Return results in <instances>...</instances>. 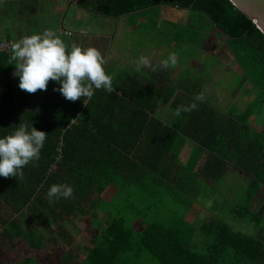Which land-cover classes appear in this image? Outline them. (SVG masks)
<instances>
[{
  "label": "trees",
  "instance_id": "16d2710c",
  "mask_svg": "<svg viewBox=\"0 0 264 264\" xmlns=\"http://www.w3.org/2000/svg\"><path fill=\"white\" fill-rule=\"evenodd\" d=\"M80 6L109 17L127 16L132 24L147 22L150 11L158 15L181 9L184 15L166 22L177 28L183 41L189 34L198 38L203 29H221L249 79L261 87L259 104L263 103L264 33L232 0H81ZM189 17L204 23L201 27L187 23ZM160 23L153 20L157 29ZM192 29L197 33H191ZM12 63L11 51L0 50V136L24 124L44 130L46 139L39 159L23 166L22 175L0 177V205L17 212L30 210L47 227L53 215L63 217L75 205L74 209L103 228L80 264H264V219L249 207L253 197L239 196L228 207L234 216L249 222L254 232L226 220L221 213L224 200L219 198L205 220L197 222L187 216L197 199L194 182L204 193L198 176L208 174L209 166L197 165L201 146L209 145L205 140L192 139L200 146L196 144L186 161L183 155V143L191 139L201 113L196 106L190 107L192 101L172 100L173 107L190 108L180 112L177 129H173L157 117L159 102L170 100L173 94L170 86H159L160 79L142 80L126 70L107 72L112 75V92L96 89L91 99L72 101L54 90L59 84L53 80L46 90H21ZM55 162L58 169L52 168ZM52 184L70 185L72 196L50 201L47 190ZM109 185L115 186V194L110 201L96 204L103 214L82 207ZM257 189L249 187L253 194ZM217 209L219 214L214 215ZM103 215L109 218L106 225ZM1 216L8 236L23 237L34 249L46 245L45 235L30 219L26 218L25 227L12 216ZM198 231L201 236L195 237ZM68 258L72 256L64 259ZM32 262L42 264L33 258L19 263Z\"/></svg>",
  "mask_w": 264,
  "mask_h": 264
},
{
  "label": "crops",
  "instance_id": "0c3cea01",
  "mask_svg": "<svg viewBox=\"0 0 264 264\" xmlns=\"http://www.w3.org/2000/svg\"><path fill=\"white\" fill-rule=\"evenodd\" d=\"M80 2V0H77V4L75 3V5L68 4L61 15H57V11L55 14L53 10H46L42 16L46 20H42V23H40L41 26H46V30H54V28L58 27L67 30L69 35H64L65 33L57 34L62 36L68 46L76 44L96 47L104 57V61L106 62L104 65H108V60L106 61L105 56L111 59L110 63L116 61L112 58L110 52H103L101 49L102 44L105 49H107L108 44V51L112 48L109 46V37H107V44L105 45L106 39L102 36L106 32L96 22L97 19H103L101 16L104 17L105 15L90 12L88 9L80 6ZM75 7L82 11L81 20L77 21L74 19L76 15L74 12ZM69 12H71L74 18H70ZM53 14L58 16L56 22L55 19L49 17V15ZM33 16L36 19L39 17L36 13H33ZM120 17H125L123 18L125 19V23L122 26L124 27L123 30H125L123 34L120 36L115 35L112 29L108 30H112V45L114 44V47H116L115 52L112 54L116 53L119 56L121 53L122 56H127L124 50L126 48H123L119 44V41L122 38L124 39L130 36V31H136L137 26L145 29L146 25L139 24V21L137 24H132L126 16ZM120 17L113 18L120 20ZM180 22L183 21L181 20ZM187 23H193V25L199 24V22H195L194 20L191 21L190 17ZM203 23L199 24V27ZM51 26L54 28H50ZM91 28L94 29L95 33L90 31ZM161 29L157 30L161 32ZM210 30L203 29V33L198 38L189 34L186 41L181 40L182 36L179 37L177 33L173 45H177L178 47L174 48L173 45L167 47L165 40L163 41L164 43L158 41L157 44L148 45L150 40H148V36L152 33L146 29L145 35L143 37L140 36V41L141 38L144 39L141 41V45L144 47L138 49V51L144 53L140 56H145L150 60L149 64L139 71L137 69L130 71L122 65L116 64L118 68L113 67V69L111 68L107 72L116 73L119 70H126L133 75L139 76L142 80L157 78L161 80L158 83L159 86L163 84L170 86L173 94L170 100L166 101L162 99L159 102L157 117L164 124L174 126L173 129H177L176 125L180 121V116L176 114L178 107H173L172 100L175 98L185 100L187 98L192 101V104H195L196 109L201 113L197 120L194 121V130L192 131V135H190L191 139L183 143L185 161L191 151L195 149L196 144L200 146V142L197 143L194 140H205L209 144L208 146H201L202 151L197 162L199 168L209 163L206 169L208 174H199V182H197L198 184L202 183L200 187H203L205 192L201 193L197 184L194 182L195 189L193 192L194 196H197L194 203L201 204L200 201H202L206 205L213 198L211 203L213 205L218 198L221 201L224 200V202L232 203L236 202L235 199L239 196L248 200L253 197L251 202L260 211L254 212H257L264 219V101L261 105L259 104L262 89L259 85L253 84L249 79L244 68L229 46L227 35L217 27H213ZM35 32H42V30ZM35 32L19 34L18 37L30 35ZM5 35L1 36L0 40L8 37V32H5ZM91 35L94 38L90 37ZM134 36L137 35L134 34ZM10 37L12 41L17 39L16 37L12 38L13 36L11 35ZM128 38L131 39V37ZM223 38L227 48H223L224 43L221 40ZM89 40H91V43ZM168 43L172 44V41ZM187 46V50L192 46L194 53L199 51L200 56L202 53L203 56L211 60L209 59L210 61L206 62V59H203L201 56L198 59L188 61L189 55L184 53ZM127 50L135 53L137 47L129 46ZM156 52L160 53V55ZM155 53L160 60L166 59L170 53H175L176 60L181 59V56H185L183 66L178 65V67H181V70L176 69V71L171 72L174 68L170 64L172 69H169V72H167L165 66L161 62L156 61L157 57H154ZM186 66L190 67L188 72L185 71ZM233 73L237 75L235 77L233 76L234 78H228ZM169 74L170 78L172 77L171 79H168ZM183 94H186V96H182ZM248 111H250L249 114ZM196 124L199 125L198 129H195ZM181 160L183 161L182 158ZM249 171L251 173H248ZM230 184L234 188L229 187ZM250 186L258 187L255 194L249 190ZM109 189L113 191L112 196L115 194V186L113 189V185H109L104 192L97 195L100 198V202L101 200L110 201L112 196L109 199L105 198L107 196L106 192ZM239 189L241 190L240 192ZM97 211L102 213L99 209Z\"/></svg>",
  "mask_w": 264,
  "mask_h": 264
},
{
  "label": "rangeland",
  "instance_id": "374dc122",
  "mask_svg": "<svg viewBox=\"0 0 264 264\" xmlns=\"http://www.w3.org/2000/svg\"><path fill=\"white\" fill-rule=\"evenodd\" d=\"M75 3L77 4V0H0V37L6 36L5 32H8V36L11 35L13 36L12 38L14 37L17 38L14 39L13 41L15 43L17 40H19V38L23 37V36L18 37L19 34L31 33L41 30L43 32L46 30L47 27L41 26L40 23H42V20H46V18H42L46 10H53L55 14L57 11L58 12L57 15H61L63 13L64 8L68 6V4L75 5ZM181 11H182L181 9L177 8L176 10L167 11V13L162 11L158 15H153L152 11H150L151 14L148 15V21L142 23V25L144 26L146 25L145 29L137 26L136 31L134 32L133 30L130 31L131 33L130 36H127L124 39L122 38V40L119 41V44L123 48H126L124 50L127 56H122L121 53L119 54V56L116 53L112 54L113 52H115L114 50L116 47H114V44L112 45L113 39L111 40V37L113 35L111 34L112 30L113 33H115V35L117 34L119 36L122 35L123 32L125 31L123 30L124 27H122L123 24L125 23V19H123L125 17H120V20H117L113 17L104 16L106 18L105 19L103 16H101V18L103 19L101 20L97 19L96 22L98 23V25L102 27L106 32V34L102 36L105 37L106 39L105 45L107 44V37H109L110 38L108 39L109 46L112 47L108 51V44H107V49H105L102 44L101 49L103 52H110L112 58L116 60L110 63L111 59L105 56L106 61L108 60V65H104L106 72L111 68L113 69V67L118 68L116 64H120L130 71L137 69L136 61L138 60L141 54H144L138 51V49L144 47L143 45H141V41L144 39L141 38L140 41V36L143 37L145 35L146 29L150 33H152L148 36V40L150 39L148 45L157 44L158 41L162 43L165 40L167 43V47L172 46L174 44V38L177 35L176 32L177 28H172L173 26L169 22H166V20L170 18L176 19L177 17L184 15V12ZM74 12L76 14L75 18L72 16L71 12H69L70 18H74L77 21L81 20L82 11L79 8L75 7ZM90 12L94 13L93 11ZM33 13H36L39 17L36 19L35 16H33ZM55 14L49 15V17L51 19H55L56 22L58 16ZM155 19L160 20L161 22L160 23L162 28L161 32H159L160 30H157V28L153 25V20ZM178 22L180 21L178 20ZM196 26L199 25L197 24ZM50 28H54V27L51 26ZM192 28L194 27L192 26ZM62 29L63 28L58 27V28H54L53 31L56 32ZM110 29L112 30L108 31ZM90 31L95 33L94 29L92 28L90 29ZM191 33L196 34L197 31L192 29ZM134 34L137 35L138 37L134 36ZM90 37H92V35ZM128 37H131V39ZM5 38H2L1 40L12 41L11 39H8V37ZM221 40L222 43H224L223 48H227L224 38ZM170 41H172V44L168 43ZM89 42L91 43V40H89ZM129 46L137 47L135 53L133 51L127 50ZM173 47L176 48L178 46L173 45ZM187 48L188 46L186 47L184 53L189 55V58L187 59L188 61L192 59H198L201 56L203 59H206V62L207 61L209 62L211 60L210 58L203 56L202 53L200 56L199 51L194 53V48L192 46L189 48V50H187ZM156 53L154 56L157 57L156 61L162 63L163 59L160 60L158 56H156ZM157 54L160 55V53ZM184 61H185V56H181V59L176 60V63L174 65L172 64L174 69H172V66L169 64L168 66H165V70H167V72H169V69H172L171 72L176 71V69L181 70ZM206 64L209 65L208 63ZM178 65H181V67H178ZM145 66L147 65L141 66L140 69L145 68ZM189 70L190 67L186 66L185 71L188 72ZM236 75H237L236 73H233L232 76H228V78H234ZM206 77L208 78V76ZM171 78L169 74L168 79ZM59 167L60 166L58 162L52 164V168L54 169H58ZM229 187L234 188L232 184H230ZM221 190L223 191V189ZM106 194L108 197L106 196L105 198L109 199L113 194L112 189H109L106 192ZM97 195L98 194H93V196L88 202L85 203L83 202L82 204L83 205L82 207L87 208L89 210V213H92L95 210L99 209L96 206L98 201H100V198H98L99 196ZM92 201H93V205L91 206L90 204ZM212 201L213 198H211L206 203L205 205L206 207L205 206L203 207L202 204L194 203L187 216L193 220L197 218L196 219L197 222L205 220L210 207L214 206L211 204ZM228 205H229L228 202H223V208L221 209V213L225 214L227 217L226 220H231L233 222L232 224H234L238 228H242L243 230L254 232L253 227L248 224L249 222L242 220L232 214L231 210L229 209L230 207H228ZM74 207L76 206L73 205L72 206L73 209L71 208L72 210L69 213L63 214V217H57V215H53V217H51V225L50 227H47L44 225V223H42L41 219H36L35 215L30 210L28 211L27 209H23L17 213V211L11 208L9 205L8 206L0 205V214L4 218H8L9 216H12L13 218L18 219L19 221H22L25 227L27 224L26 218L30 219L33 223L34 228L37 229L38 232H42L47 240L46 245L43 248L34 249L28 244L25 238L23 237L15 238L5 234L4 227H2L0 221V264H21L19 262L29 258H33L35 261L42 264H80L86 257L89 250L96 243L97 238L102 233L103 228L98 224L94 223L92 220H90L87 214L80 213L79 211L76 210V208L74 209ZM249 207L252 208L253 211L260 212L259 210L256 209V206L253 205L252 203L250 204ZM99 211H103L102 207L100 208ZM56 213L57 212H55V214ZM213 214L214 215L219 214V210L217 209L215 212L213 211ZM108 222H109V218L107 217V215H103L104 225H106ZM255 234L259 236L258 232L257 233L255 232ZM197 236L199 237L201 236V233H199V231L198 233H196L195 237ZM68 255H71L72 258H68L67 261L64 258ZM29 264H36V263L32 262Z\"/></svg>",
  "mask_w": 264,
  "mask_h": 264
},
{
  "label": "clouds",
  "instance_id": "9594fccd",
  "mask_svg": "<svg viewBox=\"0 0 264 264\" xmlns=\"http://www.w3.org/2000/svg\"><path fill=\"white\" fill-rule=\"evenodd\" d=\"M67 32L64 28L56 32L45 30L25 35L13 42L10 51L15 61L12 63L15 65L13 75L18 77V87L34 93L38 89L46 90L49 80H53L59 84L58 89L54 90L72 101L82 97L91 99L96 89L112 92V75L105 70L101 52L93 46L66 45L57 33L69 35ZM175 63V53H170L162 61L164 66ZM148 64V58L140 56L136 68L139 71L141 66ZM82 102L87 104L85 99ZM182 110L188 111L190 108L178 107L176 114L179 115ZM45 139L44 130L33 125L29 129L24 124H20L10 134L0 136V177L22 175L23 166L39 159ZM72 193L73 189L68 184H52L47 190V197L51 201L60 197L69 198Z\"/></svg>",
  "mask_w": 264,
  "mask_h": 264
},
{
  "label": "water",
  "instance_id": "95a60500",
  "mask_svg": "<svg viewBox=\"0 0 264 264\" xmlns=\"http://www.w3.org/2000/svg\"><path fill=\"white\" fill-rule=\"evenodd\" d=\"M264 33V0H232Z\"/></svg>",
  "mask_w": 264,
  "mask_h": 264
},
{
  "label": "built area",
  "instance_id": "2783aa9c",
  "mask_svg": "<svg viewBox=\"0 0 264 264\" xmlns=\"http://www.w3.org/2000/svg\"><path fill=\"white\" fill-rule=\"evenodd\" d=\"M12 44H13V41L0 42V50L10 51Z\"/></svg>",
  "mask_w": 264,
  "mask_h": 264
}]
</instances>
